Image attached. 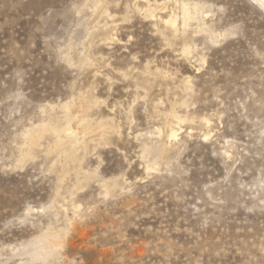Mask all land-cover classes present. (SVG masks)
<instances>
[{
    "label": "rangeland",
    "instance_id": "rangeland-1",
    "mask_svg": "<svg viewBox=\"0 0 264 264\" xmlns=\"http://www.w3.org/2000/svg\"><path fill=\"white\" fill-rule=\"evenodd\" d=\"M82 95L111 132L29 148ZM0 264H264L259 0H0Z\"/></svg>",
    "mask_w": 264,
    "mask_h": 264
},
{
    "label": "bare ground",
    "instance_id": "bare-ground-1",
    "mask_svg": "<svg viewBox=\"0 0 264 264\" xmlns=\"http://www.w3.org/2000/svg\"><path fill=\"white\" fill-rule=\"evenodd\" d=\"M259 2L261 3V0H259ZM198 11L199 9L198 7H196V5L193 8L184 6L182 8V13H181L183 15L182 17L184 19L183 21L186 22L190 19L192 20V18L196 15ZM167 23L172 28H175L176 25L175 20H169ZM91 107L92 106L90 104L87 95L85 96L82 95L76 99H73L71 103L69 102L67 103V105L63 107L67 117L66 120L68 121V123L67 122L66 123L70 125L69 129L71 131L69 133L68 130L66 131L57 130L55 127L51 125H46L36 130L32 134H29L26 138V144L29 146V148L34 147L38 144L44 132L46 133L52 132V134L53 133L55 134L56 142L55 144H52V146L50 147L49 153L57 154L60 162L62 164H66L68 161L73 160L74 153L76 151L75 149L76 147H78L79 144L88 142L92 140V138H103L106 135H108L113 128L111 125L104 122L101 124L100 123L96 124V122L94 123L93 121H91L89 119V112L91 110ZM172 117L173 114H170L166 118L167 124L164 130L165 131L164 134L166 136H170L173 138L175 134V130L173 128H170L169 125ZM166 151L167 150L165 149V147L160 150L162 157L165 156ZM161 156L159 155V157ZM53 248L54 247L49 246L48 239H42L41 241H39L38 244L31 247L28 253L31 254L32 257L37 259V258L47 257L48 255H50Z\"/></svg>",
    "mask_w": 264,
    "mask_h": 264
},
{
    "label": "snow or ice",
    "instance_id": "snow-or-ice-1",
    "mask_svg": "<svg viewBox=\"0 0 264 264\" xmlns=\"http://www.w3.org/2000/svg\"><path fill=\"white\" fill-rule=\"evenodd\" d=\"M261 6H264V0H261Z\"/></svg>",
    "mask_w": 264,
    "mask_h": 264
}]
</instances>
